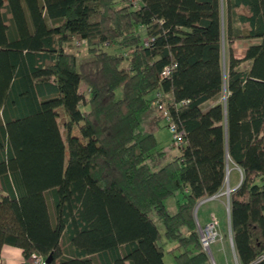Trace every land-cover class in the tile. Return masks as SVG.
Here are the masks:
<instances>
[{"label":"trees","instance_id":"obj_1","mask_svg":"<svg viewBox=\"0 0 264 264\" xmlns=\"http://www.w3.org/2000/svg\"><path fill=\"white\" fill-rule=\"evenodd\" d=\"M138 3L0 0V248L47 264H163L159 223L173 264H209L193 209L229 160L241 171L233 249L264 264V0ZM81 39L77 61L67 47ZM157 90L176 154L154 136Z\"/></svg>","mask_w":264,"mask_h":264},{"label":"rangeland","instance_id":"obj_2","mask_svg":"<svg viewBox=\"0 0 264 264\" xmlns=\"http://www.w3.org/2000/svg\"><path fill=\"white\" fill-rule=\"evenodd\" d=\"M139 3H138V0L135 1L133 7L136 8L138 7ZM226 42L224 41L223 38L220 39V48H221V56H220V62H221V67L222 69H224V64H225V61H226ZM231 47L234 49V56L237 57V58H240L242 57L241 53H240V50L242 49V45L239 43V42H232V45ZM68 50L73 52L76 56V60L77 61H80L81 59H85L87 58V54H86V49L83 45L81 46H74L73 42L70 43L68 45ZM108 51L110 52H113L115 51L116 53L119 52L118 49L116 50H110L109 48H106ZM115 93V97L117 98L120 94V88H117L115 89L114 91ZM83 99L85 98L86 96V91L83 90ZM224 97V90H222L218 96V99H223ZM79 105L81 106V108H83L84 110L87 108V105L86 103L84 104V101L81 100V102L79 103ZM158 118V116H156ZM165 120L164 118H160L159 121H158V128H156L155 132H154V136H155V139L157 140L158 142V145L161 146V147H164L166 149L169 150V153L172 155V154H176L178 152V149L176 146H172V143L170 144V133L167 129V127L164 126L165 124ZM59 130L61 131L62 130V127L59 126ZM226 169H227V174L225 176V178L223 179V183H222V187L220 189V191L217 193V195L215 197H226L228 196L226 194V191L229 189V192L231 191L230 189H232L230 186L231 184L236 181L238 179V176L241 175V171H240V168L238 166H236L235 164L231 163L229 160L227 161V164H226ZM239 184V183H238ZM228 192V194H229ZM45 198L47 199L46 202L48 203V205L50 204V201L48 200V194L45 193ZM179 199V195H175V196H169L168 198L165 199V206L166 208L170 211V212H173L176 208V200ZM214 201H211L209 202V205L210 204H213ZM157 225V229L159 231V233L161 234V239H160V243L162 244V247H163V255H162V260H163V264H173V261H172V253L169 252L168 250L171 249L173 246H174V241H168V240H165L164 237L162 236V232H163V228L161 226V224L159 223H156ZM201 226H204V225H201ZM222 226V225H221ZM223 232L224 234L222 235V238L223 240L225 241V244L227 246V243L229 244L230 240V231H229V224H228V227L226 229V227H224V223H223ZM216 231H217V236L211 241V243L209 244L210 245V248L208 250L209 254H207V257H208V261H209V264H213V262H211V253H210V249L212 251V255H213V258H214V261L215 263L217 264L218 263V255L219 253L216 251V249H220V244L219 242L217 243H214L215 240H217L216 238H220L221 237V232H220V227L219 225L215 227ZM220 232V233H219ZM213 242V243H212ZM226 248V247H224ZM223 248V249H224ZM222 255L224 253V251H221ZM235 252H233V249L232 247L229 245V249L227 248V254L230 258H233L234 262L233 264H239L236 260V255L234 254ZM211 256V257H210ZM231 261V260H229Z\"/></svg>","mask_w":264,"mask_h":264},{"label":"crops","instance_id":"obj_3","mask_svg":"<svg viewBox=\"0 0 264 264\" xmlns=\"http://www.w3.org/2000/svg\"><path fill=\"white\" fill-rule=\"evenodd\" d=\"M241 175L238 176V179L234 181L231 184V188H236L239 181H240ZM218 193V192H217ZM217 193L213 194V197H204L199 199L196 202L195 208H194V218L196 225H205L209 221V216L213 215L216 219L217 226L220 227L221 237L216 238L217 240L214 241V243L219 242L220 249H216V251L219 253L218 257V263L217 264H233L234 260L233 258H230L227 254V248L229 249V245L232 247V242L227 243V246L225 244V241L222 238L223 232V223L224 227H228V196L226 197H215ZM212 196V195H211ZM214 201L213 204L209 205V202ZM47 209L49 213L51 214V205L47 203ZM222 225V226H221ZM219 232V233H220ZM231 237V235H230ZM230 240V239H229ZM213 243V242H212ZM226 247V248H224ZM210 248V245H209ZM224 248V249H223ZM221 251H224L223 255ZM233 252L234 249H233ZM210 253L212 256V262L213 264H216L212 255V251L210 249ZM235 254V253H234ZM236 255V254H235ZM237 260V257H235ZM231 260V261H229ZM238 262V260H237ZM239 263V262H238ZM0 264H30L29 260L25 259L21 254V249L10 246V245H2L0 248Z\"/></svg>","mask_w":264,"mask_h":264},{"label":"built area","instance_id":"obj_4","mask_svg":"<svg viewBox=\"0 0 264 264\" xmlns=\"http://www.w3.org/2000/svg\"><path fill=\"white\" fill-rule=\"evenodd\" d=\"M131 4L134 5L136 0H129ZM152 37L148 38V40H145V44L148 43V41H152ZM74 46H81L84 44V40H75L73 42ZM174 65H167L163 68L161 71V76H165L168 74L170 68H172ZM155 99L153 100V104L156 105L158 109H161V114L164 117L165 122L168 125V131L170 133V139L171 142L178 146L182 142V135L180 131H177L174 124L171 122V119L169 117L168 112L163 108V105L161 104V99L163 100V94L160 90H157L154 92ZM217 223L216 219L213 215L209 216V221L204 226L197 225V231H198V240L200 243V246L202 250L206 253L209 250V244L211 241L217 236V231L215 229ZM29 260L30 264H45L44 258L38 254L31 253L27 258Z\"/></svg>","mask_w":264,"mask_h":264},{"label":"water","instance_id":"obj_5","mask_svg":"<svg viewBox=\"0 0 264 264\" xmlns=\"http://www.w3.org/2000/svg\"><path fill=\"white\" fill-rule=\"evenodd\" d=\"M225 167H226V165H225ZM226 174H227V169L225 168V176H226ZM225 178V177H224ZM234 188H232V189H230V190H233ZM228 192H229V189L226 191V194L228 195ZM211 197H213V195L212 196H209V198H211ZM196 205V204H195ZM194 208H195V206H194ZM228 211V210H227ZM193 212H194V209H193ZM228 213V212H227ZM230 239V242H231V237L229 238ZM207 254H209V252L207 251L206 252ZM210 255V254H209ZM211 257V256H210ZM49 261H50V255H48L47 257H45L44 258V263L45 264H47V263H49ZM211 262H212V258H211Z\"/></svg>","mask_w":264,"mask_h":264}]
</instances>
